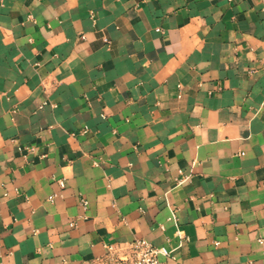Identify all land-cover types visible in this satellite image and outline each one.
<instances>
[{
	"label": "crops",
	"instance_id": "crops-1",
	"mask_svg": "<svg viewBox=\"0 0 264 264\" xmlns=\"http://www.w3.org/2000/svg\"><path fill=\"white\" fill-rule=\"evenodd\" d=\"M137 239L264 264V0H0V264Z\"/></svg>",
	"mask_w": 264,
	"mask_h": 264
},
{
	"label": "built area",
	"instance_id": "built-area-1",
	"mask_svg": "<svg viewBox=\"0 0 264 264\" xmlns=\"http://www.w3.org/2000/svg\"><path fill=\"white\" fill-rule=\"evenodd\" d=\"M19 151L23 153V157H27V153L32 152L33 148L20 147ZM61 185L64 186V183L61 182ZM259 242L263 243L262 240ZM161 256L173 257L166 248L156 247L145 239H137L124 245H108L104 255L83 264H161Z\"/></svg>",
	"mask_w": 264,
	"mask_h": 264
}]
</instances>
